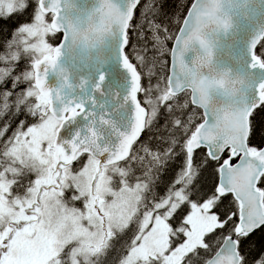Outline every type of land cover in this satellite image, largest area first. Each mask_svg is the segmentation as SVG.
Listing matches in <instances>:
<instances>
[{
    "label": "snow or ice",
    "instance_id": "6c2138e0",
    "mask_svg": "<svg viewBox=\"0 0 264 264\" xmlns=\"http://www.w3.org/2000/svg\"><path fill=\"white\" fill-rule=\"evenodd\" d=\"M102 2L107 12H103L99 23L91 24L85 30L57 15L60 0H0V32L8 31V36L0 41V72L4 73L0 77L3 81L0 83V116L12 114L0 127V139L9 128L27 135L34 129L52 124H55V134V129L63 131L62 125L75 118L74 109L65 108L61 117L55 110L49 112L46 104L38 102L46 96L48 70L59 67L65 49L99 52L101 57H107L103 63L115 59L122 65L134 85L130 99L139 103L136 122L128 133L121 134L122 142L126 145L144 136L140 108L147 110L151 100L146 94L141 95L135 85L139 80L145 93L150 90L144 83L146 78L151 80L145 75V61L149 59L147 53L158 54L159 51L151 27L159 22L152 19V15L162 13L156 0H129L130 15L114 10L109 0ZM219 3L220 0H204L207 6H202V0H194V4L188 6L186 0H178L176 11L165 19L179 28L172 32L168 23H159V31L155 33L159 36L163 32L167 38L165 43L171 42L175 46V51L169 47L167 52L169 75L175 74L178 61L180 74L184 77L183 80L175 77L168 95L179 97L188 92L183 102L179 99L169 101L167 95L163 98L165 110L172 118V128L182 137L179 143L181 171L195 187L190 188L186 203L169 220L175 235L170 236L166 250L154 257H145L151 264H177L174 257H179L178 264H193L194 261L198 264H264V81L255 88L248 85L252 97L249 99L244 93L239 107H220L213 102V91L234 97L247 83L239 76L234 78L230 70L211 76L202 71L205 66L210 71L212 68L214 41L210 36L213 26L217 29L230 26L217 14ZM149 7L154 10L151 14L145 10ZM197 45L200 54L193 66H188L184 55L195 50ZM21 46L24 53L33 55L21 58L16 50ZM141 51L145 55H141ZM9 64L12 66L6 71ZM247 69L251 73H264V31L248 43ZM104 79L102 75L101 83ZM169 84L166 78L165 86ZM29 98L30 104L27 103ZM185 104L191 109L186 116L182 110ZM21 108L25 116L32 119H17L13 125L11 120L20 117ZM197 108L201 118L199 123H193L192 113ZM152 115L156 113L153 111ZM92 132L95 133V128ZM17 138L18 133L14 131L5 144L14 148L13 141ZM84 146H87V140ZM193 207L201 214H207L216 226L204 234L202 243L190 247L189 217ZM138 237L139 230L132 237L135 247L125 248L118 264H140L137 250L144 245L143 238ZM93 251L99 253L103 246ZM0 264H22L12 235L7 239L0 235Z\"/></svg>",
    "mask_w": 264,
    "mask_h": 264
},
{
    "label": "rangeland",
    "instance_id": "374dc122",
    "mask_svg": "<svg viewBox=\"0 0 264 264\" xmlns=\"http://www.w3.org/2000/svg\"><path fill=\"white\" fill-rule=\"evenodd\" d=\"M28 101L31 103L30 98ZM38 102L47 105L42 98ZM54 127L55 124H52L46 128L34 129L27 135L15 129L18 138L13 141L14 148L4 143L8 147L7 160L11 162L8 166V177L11 179L0 175V235L4 239L10 234L11 224L23 221L21 213L24 209L32 203L35 204L40 185L47 187L50 183V171L55 164L51 152L55 137ZM13 133L11 131L5 141ZM0 147H3V144ZM15 156H18L17 161L14 160ZM139 163L141 164L136 160L133 164ZM129 166L106 169L96 185V194L100 200L98 208L106 216L109 215L108 229L113 230L110 251L108 248L99 253L92 251L102 246L104 236L101 221L96 218L97 213L93 209L94 200L90 195V182L96 173L97 162L86 159L79 167L63 174L64 195L55 192L42 195L39 223L12 235L22 264H99L101 261L106 264H118L125 248L135 247L132 237L136 235L137 230L138 239L143 238L144 245L137 250L140 264H151V260H145V257H154L158 252L162 254L168 246L170 236L175 235L169 220L187 199L180 196L179 201L165 212L164 207H160L145 213L146 206L141 202L140 187L135 184L129 186L125 182L129 175ZM29 169L35 173L33 178V171H27ZM15 177L26 181L32 179L21 185ZM119 177L121 182L114 186ZM115 187L119 189L115 190ZM86 192H89V195ZM189 221L190 247L202 243L204 234L216 226L214 220L207 214H201L195 207ZM68 248V254L61 256ZM174 258L178 264L179 257Z\"/></svg>",
    "mask_w": 264,
    "mask_h": 264
},
{
    "label": "water",
    "instance_id": "95a60500",
    "mask_svg": "<svg viewBox=\"0 0 264 264\" xmlns=\"http://www.w3.org/2000/svg\"><path fill=\"white\" fill-rule=\"evenodd\" d=\"M109 3L119 13L130 15L129 0H109ZM202 6H207L204 0ZM132 7L135 8V5ZM103 12H107V8L104 7L102 0H60L57 15L86 30L91 24L100 22ZM217 14L227 20L230 26L227 29H217L213 26L210 36L214 41L212 68L210 71L205 66L202 71L204 75L211 76L230 70L234 78L239 76L246 80L247 83L241 93L234 97H226L222 91L212 93V100L217 106L239 107L244 93L248 94L249 99L252 97L248 85L255 88L264 81V73H251L247 69L248 43L264 31V0H220ZM172 48L175 51L174 45ZM200 51L197 45L195 50L186 52L185 64L193 66ZM106 58L101 57L99 52L65 49L63 57L59 60V67L48 70L46 96L42 97L48 104V111L55 110L62 117L63 110L70 108L74 109L77 115L62 125L63 131L59 129L56 131L51 149L55 160V165L50 171L52 185L50 187L40 185L37 209L42 192L51 189L58 191L61 188L60 180L64 171L76 165L83 157H90L97 162L96 173L91 183V194L97 208L96 185L103 170L128 161L133 147L142 138L126 145L122 142L121 134L128 133L136 122L139 103H134L130 99L134 86L132 77L115 59L103 63L102 60ZM61 68L64 69L63 72ZM102 75L105 76L103 83L100 80ZM177 76L181 80L184 79L180 74L178 61L175 74L168 75L170 82L168 93L172 91L171 82H174ZM135 87L141 94L139 80ZM140 113L141 126L146 130L149 113L144 108H140ZM92 128H95V133L92 132ZM86 140L87 146H84Z\"/></svg>",
    "mask_w": 264,
    "mask_h": 264
},
{
    "label": "trees",
    "instance_id": "16d2710c",
    "mask_svg": "<svg viewBox=\"0 0 264 264\" xmlns=\"http://www.w3.org/2000/svg\"><path fill=\"white\" fill-rule=\"evenodd\" d=\"M176 3H178V0H156V4L158 7H160V12L162 14L159 16L152 15V19L157 20L159 23H168L169 28L172 32H175L176 29L179 28V25H172L170 20L165 19V16L170 17L173 12L176 11ZM186 3L188 6L193 5L194 0H186ZM145 10L150 14L154 11L151 7L146 8ZM159 23L151 25L152 38L156 40L155 47L159 50L158 54H153L151 52L147 53L149 59L145 61L147 68V72L145 75L146 77L150 76L151 80L149 81L146 78L144 83L145 87L150 88V90L145 93V89L142 88L141 91V95L146 94L151 100V103L147 108L150 115L149 121H151V123H147L144 136H142L141 140L133 148L131 159L123 163L122 165L117 166H132L128 167L129 175L125 179V182L129 186H133L132 184H135L140 187V192L142 193L141 202L146 206V210L144 211L145 213L160 207H164L163 212L167 211L168 208L179 201L180 196H185L187 199L190 188L195 187V185L189 184L188 176L185 174V172L181 171L182 159L179 150V143L182 137L178 135V130L172 128V118L169 115V111L165 110L166 101L163 98L167 95V99L169 101L174 102L179 99L183 102L188 93H184L177 98H171L168 95V87L165 86V80L166 78L168 79L169 75V58L167 56V52L168 48L172 47V44L171 42L165 43V40L167 38L163 32H161L159 36L155 35V33L159 31ZM134 35L135 34H133V37ZM7 36V29H5L4 32H0V41L5 39ZM149 46H151L150 42ZM16 50L20 52L21 58L26 55L24 54L22 47ZM140 54L145 55L143 51H141ZM28 55L33 54L29 53ZM21 63H24L23 59H21ZM11 66V64L6 65L5 70L8 71ZM19 70L20 68L19 66H17V71ZM3 76L4 73L0 72V77ZM2 82L3 81L0 80V83ZM157 93H159V95H157ZM27 103L30 104L29 101H27ZM182 110L184 111V114L186 116L188 111H190L191 109L189 105L185 104ZM153 111L156 113L155 116L152 115ZM199 113L200 110L198 109H196L192 113L193 123H199V120L201 118ZM11 115L12 114L9 113L8 115L0 116V127L3 126L4 121L8 120L9 116ZM29 118L31 117H26L23 108H21L20 117L13 118L11 120V123L15 125L17 119ZM14 130V128H9L7 134H5L0 141V146L1 144H3V147H0V152L3 153L2 155H0V175L6 176L8 179H11L8 177V174L10 173V171L8 170V166L11 165V162L7 160L6 155L8 147L4 143L7 135H9L11 131L14 132ZM86 159L90 158L83 157L75 167H79ZM14 160L17 161L18 156H15ZM136 160L140 161L141 164H133ZM16 166L17 170H19V165L17 164ZM115 168L116 167H113L111 168V170H114ZM27 171L33 170L29 169ZM34 174L35 173L33 171L32 178L34 177ZM15 179L17 183L21 185H24L26 182L31 181V179L29 181H26L21 177H15ZM204 179L207 180L210 179V177H204ZM118 180L121 182V177H119ZM174 180L176 181V183L173 184ZM169 185H171V187H169ZM177 193H179V196H177ZM185 203L186 201L183 204ZM141 206L139 207V210L141 209ZM108 242L106 243V246L103 250L108 248V251H110L111 241L109 243ZM69 250L70 248L66 249L64 255L62 254L61 256L65 257V255L68 254ZM65 264L69 263L66 262ZM99 264H106V262L101 261ZM193 264H198V262L194 261Z\"/></svg>",
    "mask_w": 264,
    "mask_h": 264
},
{
    "label": "flooded vegetation",
    "instance_id": "af4514ba",
    "mask_svg": "<svg viewBox=\"0 0 264 264\" xmlns=\"http://www.w3.org/2000/svg\"><path fill=\"white\" fill-rule=\"evenodd\" d=\"M51 185L52 184L49 183L48 187H50ZM60 185H61V188L58 191H56L54 189H51L49 192H55L58 195H64L65 194V189H63V186H62V179L60 180ZM44 193H48V192H43L42 195ZM86 194H88V192H86ZM76 195H78L77 192H76ZM96 211L98 213V215H96V218L101 220V231L103 232V236L105 238V241H107L108 239H110L113 236V230L108 229V217L107 216H109V215L106 216L105 214H103L101 212L100 213L102 215L99 214V208L96 209ZM39 212H40V208L37 209L36 205L34 203L30 204V206L27 209H24V211L21 213L23 221L17 222V224L13 225V226H15V228L14 229L11 228V231H10L9 235H13L15 232H17V231H19L21 229H24V228L30 229L31 227H33L36 224H38L39 221H40ZM102 216L107 218V226H106V222H104V219H103ZM18 228H20V229H18ZM108 233H110V236H108ZM102 243H103V241H102ZM83 247H85V246L83 245Z\"/></svg>",
    "mask_w": 264,
    "mask_h": 264
}]
</instances>
